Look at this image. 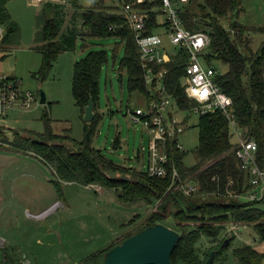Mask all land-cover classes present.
<instances>
[{
	"label": "trees",
	"instance_id": "1",
	"mask_svg": "<svg viewBox=\"0 0 264 264\" xmlns=\"http://www.w3.org/2000/svg\"><path fill=\"white\" fill-rule=\"evenodd\" d=\"M10 1L0 0V26L7 29L4 45L9 44L17 32V25L12 22L7 10ZM103 1L82 10L79 0H67L69 6L76 10L69 22L67 5L62 2L48 4L43 9L40 16L45 19L40 35L43 64L38 78L45 80L59 55L74 50L79 38L117 37L125 43L121 67L127 69L128 89L131 93L140 92L148 99L150 89L141 67L135 34L126 24L125 17L112 6L106 7ZM192 2L190 0L188 4ZM241 3V0H203L198 8L192 5L185 8L182 18L187 29L206 33L210 37V47L203 54L204 62L214 69L215 81L221 91L233 100L237 123L244 137L256 143V163L264 171V44L254 52L250 38L251 33L264 34V27H247L234 20L243 9ZM79 11L83 12L78 14ZM157 16V13L150 14L148 31L153 32L158 26ZM77 18H81L86 33L78 32L75 27ZM106 62L105 51L91 52L74 66L72 93L76 106L84 114L91 99L95 104V119L85 123V133L91 138L100 118L97 104L101 71ZM187 62V52L181 51L162 68L167 70L165 85L177 111L193 113L198 103L187 97L183 86ZM220 64L227 66L228 71L222 74L218 67ZM51 122L46 118L43 133L15 131L11 138L1 133L2 141L18 152L34 154L52 167L59 178L56 184L58 187L60 185V190V181L99 186L115 191L124 203L156 204L146 224L124 240L158 224L167 226L181 236L172 255L173 264H207L213 252V264H225L228 250L236 238L224 236L229 225L253 226L259 241L264 243V201L251 202L246 199L252 190V175L249 170L242 169L236 157V138L221 112L199 118L196 165L191 168L184 165L186 153L177 147L176 141L170 146L171 167L177 168L182 180L192 179L199 186V191L191 197L169 190L171 175L167 178L151 177L148 171L119 166L93 148L90 140L77 142L69 133L55 134ZM2 129L8 130L5 126ZM221 236L224 237L220 239ZM204 238L215 245L203 249ZM227 240L229 243L226 245ZM121 243L93 253L83 264H99L110 249ZM232 253L238 264H263L264 261V253L248 245L236 248Z\"/></svg>",
	"mask_w": 264,
	"mask_h": 264
},
{
	"label": "rangeland",
	"instance_id": "2",
	"mask_svg": "<svg viewBox=\"0 0 264 264\" xmlns=\"http://www.w3.org/2000/svg\"><path fill=\"white\" fill-rule=\"evenodd\" d=\"M101 1L79 0L82 10ZM241 2L243 9L234 20L247 27H264V0ZM103 3L111 7L110 1ZM48 4L56 3L11 0L7 5L17 32L0 56V73L20 80L23 90L31 92L37 101L30 109L10 111L1 122L8 129L4 134L11 138L15 131L43 133L49 118L55 134L69 133L77 142L90 140L93 148L115 164L146 172L153 138L146 127L132 120L129 111H147L149 101L144 94L131 93L128 89L127 69L121 67L125 43L117 37L79 38L75 49L59 55L47 78L40 80L38 74L43 64L40 35L45 22L40 16ZM62 4L67 5L69 22L76 10L67 0ZM200 4L203 0H193L191 5L198 8ZM191 5L176 4L181 9ZM75 27L79 33H86L81 18L76 19ZM250 38L251 48L257 52L264 44V34L251 33ZM165 47L168 51L174 49L167 38ZM100 51L107 53L97 104L100 118L95 134L88 138L84 114L76 106L72 93L74 66L91 52ZM218 67L222 74L228 71L225 65ZM41 91L47 95L46 105L40 104ZM170 109L183 122L185 131L178 140L186 153L184 165L191 168L198 163L195 150L199 144L200 115L175 110L173 101ZM57 181L55 170L34 154L18 152L5 143L0 145V235L8 241L6 245L0 244V264H83L93 253L123 242L126 236L145 225L156 209V204L124 203L115 191L99 186L60 181V190ZM233 227L229 225L223 233L236 237L225 264H238L232 251L244 245L264 253V243L259 241L253 226H239L236 234L229 231ZM202 243L205 250L215 245L207 238Z\"/></svg>",
	"mask_w": 264,
	"mask_h": 264
},
{
	"label": "built area",
	"instance_id": "3",
	"mask_svg": "<svg viewBox=\"0 0 264 264\" xmlns=\"http://www.w3.org/2000/svg\"><path fill=\"white\" fill-rule=\"evenodd\" d=\"M108 1L125 17L126 24L135 34L141 67L150 89L147 111L142 109L129 111L132 120L146 127L153 138L150 142L148 174L158 178H167L171 175L169 190L180 191L187 197L194 196L199 191V186L192 179L182 180L177 168L171 167L170 146L176 141L177 147L183 150L178 138L185 129L183 122L175 118L174 111L170 109L172 96L165 85L167 70L162 67L168 64L173 56L185 51L188 54V62L183 86L187 97L198 103L193 113L203 116L219 111L227 118L237 142L234 148L236 157L242 169L249 170L252 175V190L248 192L246 199L251 202L264 201V171L256 163L257 145L244 137L233 111V100L221 91L215 81L214 69L206 65L203 59V54L210 47L211 39L206 33L187 29L182 18L185 9L176 6L178 3L188 4L190 0ZM151 13L158 14L156 20L158 26L153 32L148 31ZM161 17L165 20L162 21ZM6 34L7 29L0 26V56L5 52L3 42ZM166 38L174 47L172 51L165 47ZM36 101L31 92L23 90L20 80L2 76L0 73V145L3 144L1 133L6 132L2 129L1 122L8 117V113L18 109H30ZM232 226H234L232 229L229 228L231 233L236 234L240 231L238 225Z\"/></svg>",
	"mask_w": 264,
	"mask_h": 264
},
{
	"label": "water",
	"instance_id": "4",
	"mask_svg": "<svg viewBox=\"0 0 264 264\" xmlns=\"http://www.w3.org/2000/svg\"><path fill=\"white\" fill-rule=\"evenodd\" d=\"M40 104L48 102L45 92H40ZM96 117L94 100L84 110L85 122ZM89 138V136H88ZM180 234L171 228L158 224L124 240L110 249L99 264H173L172 255L180 241ZM229 240L226 241V245ZM215 253H211L207 264H213Z\"/></svg>",
	"mask_w": 264,
	"mask_h": 264
},
{
	"label": "crops",
	"instance_id": "5",
	"mask_svg": "<svg viewBox=\"0 0 264 264\" xmlns=\"http://www.w3.org/2000/svg\"><path fill=\"white\" fill-rule=\"evenodd\" d=\"M7 238L5 237V236H1L0 235V244L3 246V245H6L7 244V240H6ZM16 249H18V248H16ZM259 251V250H258Z\"/></svg>",
	"mask_w": 264,
	"mask_h": 264
}]
</instances>
